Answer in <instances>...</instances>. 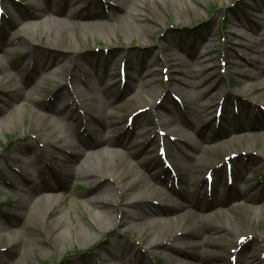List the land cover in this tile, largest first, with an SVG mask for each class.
Masks as SVG:
<instances>
[{
  "label": "rangeland",
  "instance_id": "1",
  "mask_svg": "<svg viewBox=\"0 0 264 264\" xmlns=\"http://www.w3.org/2000/svg\"><path fill=\"white\" fill-rule=\"evenodd\" d=\"M10 5L9 8H5L4 11L0 9V48H3L7 44L9 32H13L19 27H22L27 22H34L35 15L39 9L37 4L30 0H3V2ZM41 1V0H37ZM59 7L65 12L66 2L65 0H58ZM83 2L82 8L79 9L80 14L90 13V9L94 12L108 13L109 0H81ZM146 3L142 6L146 12H150V7H157L156 0H145ZM132 2V1H131ZM130 2V4H131ZM254 0H197L193 2L192 7H198L200 16L190 13L189 19L177 20L176 15L173 11L167 18H162V22L146 36L145 39H140L137 35H131L129 30L128 19L124 16V13L119 11L118 17H111L106 26L98 24L99 18H89L88 23L81 22L77 26L79 32L73 30L71 20L68 19L67 14L69 10L65 12L60 19L68 22L66 29L61 30L58 24L49 27L41 35L35 33L34 46L40 47L41 57L44 59L46 64L52 61L61 59L64 64L68 66L64 71L59 72L56 76L57 80H64L67 78V73L70 71L74 64L80 61L83 67L79 66L77 70V79L69 80V86L71 87L72 97H77V91L83 89L86 92L87 97H91L94 94L90 91L91 88L85 87L89 85L91 81L96 88L106 87L107 83L111 85L110 90L97 92L96 95L99 97L106 98V101L112 99L117 101L121 107L114 108V114L110 121H113L112 128L115 129L113 137L122 139L124 136H131V140L135 139V134H128V130L134 132L139 131L140 128L146 127L150 130H155L156 124H160L161 132L163 137L156 143H152L148 137H138L136 148L143 152L146 148H151L153 151L143 153L139 157L130 158L128 153L130 149H124L123 147L116 146L119 154L124 159L129 160L131 165L134 167L135 177L140 176L144 182L150 183L154 189H162L165 193L174 201H180L177 195H174L171 185L165 186L160 180L154 181L152 178H161L166 172V168L171 162V158L162 152V142L171 141L177 142L178 137L169 134L170 130H177L180 127L179 124L172 123L169 126H164L163 118L166 116L165 108L168 105L177 106L176 108L182 114H192V107L188 105L187 99L184 101V97L178 91H172L175 84H180L178 79L185 78V72L189 70H196L199 66H183L180 61H173L174 57H180L186 60L190 59V56H199L208 41H212L209 52V61L204 64L205 71L198 75V78H204L205 84L203 88L211 86L210 90L218 91V89H224L226 92L229 90H237L248 84L251 79H248V75L251 71H256V66L252 65V62L244 58V54L240 56L237 54L238 51L250 52L252 55H256L254 48H262L264 50V35H259L257 32V25L254 19L247 21L246 12L250 10ZM89 4L88 6H86ZM18 11H21L20 22L15 21V17L18 15ZM17 12V13H16ZM18 15V16H20ZM39 21V20H38ZM52 21V20H51ZM86 21V22H87ZM91 22H95L93 24ZM85 25H84V24ZM98 24V25H97ZM211 25V27H210ZM219 25V26H217ZM107 27V28H106ZM209 27L210 34L203 44L200 45L199 36L205 34L206 29ZM219 28V29H218ZM239 29V30H238ZM264 29V28H263ZM61 30V32H60ZM262 31V30H261ZM244 34L247 39L240 37V34ZM249 38L259 37L258 43L250 41L254 47H246L240 44V41L247 42ZM165 43L169 45V50H162V45ZM200 45V46H199ZM252 48V49H249ZM74 48L79 50L74 52ZM248 48V49H247ZM190 55V56H189ZM246 55V54H245ZM28 51L19 48L13 54L6 57L4 53H0V78L4 74H8L12 77L11 84L0 83V264H4L1 260L5 259L6 264H73L77 260H84L87 256L91 257V264H98L102 262V248L108 242L110 235L108 233H102L98 236L96 244L90 243L88 236L78 237L76 226L78 223L88 227L90 226L88 221L89 218L96 214L97 210L91 211L93 204L87 202V199L93 197L99 188V184L102 181H96L94 183H88L87 180L76 179L72 176V169L79 167L84 163L83 159L80 158L76 152L69 150L67 158H62L59 154L50 155L48 161L42 165L27 164V149L35 144L39 147L40 143L37 142L39 130L50 131L51 128L55 129V140L59 146L68 147L67 145H77V141L71 137L69 143L64 141V136L68 134L66 130H59L56 118L49 112L40 110L43 104H48L53 92V84L47 83L37 89L33 97L40 99L37 106L32 107L30 110V102L27 100L24 104V100L17 96V88L22 86V79L28 80L34 75V72L39 68L25 64L28 59ZM228 56H232V61L229 62ZM145 60L155 62L151 69H155L153 72L154 86L152 91L146 95L143 100L133 98L126 102L130 98L126 95L130 91L131 77L130 68L137 66L141 63L144 65ZM6 66L5 70L2 67ZM11 65V66H10ZM172 66L170 68L169 66ZM14 70H11V68ZM95 72L99 73L102 77L93 76ZM110 75L105 77V75ZM22 78V79H21ZM115 81L116 84H112ZM264 82V75L260 76V80ZM211 84V85H210ZM10 85V86H9ZM171 88L168 90L167 88ZM239 86V87H238ZM99 88V89H100ZM264 89V88H263ZM77 90V91H76ZM89 90V91H88ZM104 92L108 93V95ZM228 94V93H227ZM257 93L251 91L250 94L245 93L238 96H234L229 92L228 96L232 97L229 99L230 111L226 112L224 107L221 105V109L215 111V107L209 108L210 114H206V118H211L206 122H197L196 125L184 128L185 133L189 135V140H192L196 144L203 143L204 145H214L220 140L225 139L229 136V132L235 131L237 134H241V127L247 122L251 128L259 126L264 121V104H254L251 97ZM103 95V96H102ZM190 100L192 97L190 94L186 95ZM43 101V102H42ZM153 101H155L153 103ZM126 102V103H125ZM124 103V104H123ZM123 104V105H121ZM24 105V106H23ZM24 108H23V107ZM39 106V107H38ZM143 107V108H140ZM24 109L25 115L21 118L20 123L18 122L17 127L14 129H6V121L9 116L17 117V110L21 111ZM250 111L254 109L251 117H245L244 109ZM34 115V118L44 117L38 119L37 124L33 123L31 126L29 117ZM208 115V116H207ZM149 119V120H148ZM148 120V121H147ZM102 121H96L95 124L99 128L102 126ZM135 124V125H134ZM171 126V127H170ZM165 127V128H164ZM198 128V131H197ZM158 132V129H157ZM251 132H258L253 130ZM186 135V136H187ZM93 140H97L93 137ZM244 143V142H243ZM190 144L193 145L191 142ZM264 144V138L254 145V151L251 155L235 153V157L239 158L242 156L244 165L247 167L252 166L254 170V177L248 184L243 181H233L226 185L227 189L223 193L224 201L223 205H214V196L223 192L221 185L216 186L217 191L212 195V189H208L202 196H197L198 199L204 198L206 202V211L203 212L205 215H210L213 222L211 224H222V221L218 219L217 215L212 214L216 211L224 212L225 217L231 216L239 217L245 220L244 227L246 229L245 236L239 239L237 238L241 233H232L231 236H225V241L218 243L217 241L207 242L208 249L215 250L222 248L221 250L233 252L231 254V264H236L238 256L251 251V249L260 248L264 240V208H256L252 211L247 209L237 208L233 212L229 211V207L232 205H238L243 202V198L238 195V190L243 194L247 193L254 200V204H259L264 201V153L260 151ZM106 147L94 146L93 150H101ZM239 148L238 144L234 145V148ZM232 149H225L221 151H211V160H205L203 165L202 173L209 170H213L214 167L224 166L228 168V161L226 155H228ZM153 152V153H152ZM155 152V153H154ZM58 153V152H56ZM194 154H198L194 152ZM142 157L143 159H140ZM235 158V159H236ZM169 159V160H168ZM141 160V161H140ZM160 161V162H159ZM162 161V162H161ZM165 161H167L165 163ZM210 161L209 163H207ZM156 163L155 166L153 164ZM104 161L95 159L87 162V169L93 171L98 169L103 172ZM37 165V166H36ZM86 165V164H85ZM167 165V166H166ZM212 165V167H211ZM242 168H240L239 171ZM84 172L86 169H83ZM82 170V171H83ZM251 171L248 172V174ZM234 173V171H233ZM54 174V177L52 175ZM132 176L129 175V178ZM43 179V183L40 180ZM105 184V182H103ZM102 184V185H103ZM115 184V183H113ZM42 187L44 188V194L50 195L51 198L42 202L40 207L32 213L30 218L26 217L25 214H19L23 205L28 202L23 194H30L31 187ZM173 188L178 189V185L172 184ZM47 188V189H45ZM142 186L135 189V196L142 190ZM179 190V189H178ZM197 191V188H196ZM197 191V195H198ZM201 193V192H200ZM199 193V195H200ZM114 194V195H113ZM116 202H112L114 206H117L126 198V196H119L113 192ZM23 197V198H22ZM156 200V199H155ZM119 201V202H118ZM161 201V200H160ZM159 203V200H156ZM258 202V203H257ZM161 203V202H160ZM162 203H164L162 201ZM28 207H24L26 209ZM188 209H183L181 212H172L170 216L172 221L167 222L163 225L164 228L170 233L174 228L180 225L181 221L177 220L178 216H182ZM119 218L126 216L124 212H117ZM116 215V213H115ZM30 220L34 225H26L24 222ZM63 219L59 226V229L66 227L67 238H62L57 242H52L51 238L46 237V231L44 228L45 222L50 224L57 223L60 219ZM182 219V218H181ZM180 220V219H179ZM41 227H38V226ZM208 225V226H209ZM23 226L26 230L23 231ZM207 226V228H208ZM174 227V228H173ZM226 227H231L226 224ZM40 229L39 234L41 235L43 248L47 250L40 253L39 249H35L36 241L26 242L23 239L27 236V233ZM231 229H233L231 227ZM126 231L123 233L122 238L127 243H135L139 246L143 244L137 237L135 232L129 230V225L125 228ZM198 226L192 227V230L184 236L183 241L188 242V245L184 248L185 256L183 257L182 263L175 262L174 256L176 253L171 249H164L153 259V264H200L195 258L198 253V247L191 245L198 238ZM115 233H118L117 227L114 228ZM234 231V230H233ZM250 231V232H249ZM19 232V233H18ZM225 234L224 231H221ZM45 235V236H44ZM227 235V234H226ZM259 235V236H258ZM157 237L156 235H154ZM160 238L166 243L167 239L171 238L168 234H161ZM75 239V241L73 240ZM240 242L239 246L233 248L236 242ZM194 244V243H193ZM222 246V247H221ZM263 246V245H262ZM208 264H215V253L211 252L207 257ZM114 263V261H112Z\"/></svg>",
  "mask_w": 264,
  "mask_h": 264
},
{
  "label": "bare ground",
  "instance_id": "2",
  "mask_svg": "<svg viewBox=\"0 0 264 264\" xmlns=\"http://www.w3.org/2000/svg\"><path fill=\"white\" fill-rule=\"evenodd\" d=\"M30 1L37 4L39 9L38 13L34 16L36 21H29L13 32H9L6 36L8 37L7 44L3 48H0V53H4V56L6 55V57H8L19 48H25V50L28 51V59L25 64L34 65L39 69L36 70L34 75L27 81L21 78L23 83L20 88L18 87L16 89L17 96L24 100V104L28 100L30 102V110H32V107L37 106L40 101V99L33 97L36 90L44 85H47V83H52L54 92L48 104H43L42 107H38L40 110L47 113L49 112L56 118L59 130L62 129L68 132V134L64 136V141L69 143L72 137L77 141V145L71 144L67 145L68 147L59 146L55 140L54 135L56 130L54 128H51L49 132L40 129L37 138V142H39L40 145L38 147L37 145L32 144L31 147L27 149V153H29L27 155V164L42 165L48 161L50 155L53 154H59L62 158H67L69 150H72L76 152L80 158H84L83 164L72 169V176L76 179L87 180L89 184L94 183L95 181L97 184V181H102L99 184L100 186L97 193L93 197L87 199V202L93 204L91 211L94 212L97 210L96 214H93L89 218L88 223L91 225L90 229L80 223L76 225L78 227L76 235L81 238L83 235L88 236L92 245L96 244L98 236L102 233H108V235L112 234L110 235L108 242L102 248V253L100 255L102 257V262L98 264H153V259L157 257L160 252L165 251L164 249L173 250V252L176 253L174 261L182 263L183 257L185 256L184 248L188 245V242L183 241V238L189 230H192V227L195 226H198L199 229L198 238L195 242H193L194 244L189 243L190 246L196 245L198 247V253L195 256V259L200 264H208L207 257L211 252H214L216 259L215 264H231V254L235 255L236 253L234 254L229 251L225 252L224 250H221L223 248L222 246L221 249H218V247L215 248V250L208 249L207 242H223L225 241L224 237L229 235L231 236L233 232L238 234L241 233L242 235L237 237L241 239L246 235V233L248 234L246 229L249 228L246 226L249 225L244 227L243 224L245 220L239 217V215L234 218L231 216L225 217L224 212H222V210H218L214 212L212 216L217 215L218 219L222 221V224L220 226L214 223L210 226L209 224L213 222L210 215L203 214V212L207 210V204L203 197L200 200L197 196H202L204 192L208 191V189H212L213 195L217 191L216 186L221 185V187H223V192L214 196V198H216L214 205L221 206L225 203L223 193L227 189L226 185L237 180L246 183H250L253 180L251 177H254V170L251 169V165L250 167L244 165L242 156L245 154L251 155L254 151V145L264 138V121L259 126H254L252 128L247 125V122H245V124L241 127L240 131L243 130L241 134H237L233 130L229 132V136L225 139L210 146L204 145L203 143L196 144L192 140H189V135L185 133L186 129L184 128H188L189 126L191 127L192 125L195 126V123L197 122H206L211 119L210 117L206 118V114L209 115L211 112V110H209L211 107H215V111L224 107L226 112H229L230 104L228 100L232 98L228 96L229 92H231L234 96H238L243 93L248 95L251 91H253L257 93L251 97L253 103L264 104V82L262 83L259 81L260 76L264 75V50L262 48H254L257 53L256 55H252L250 52L245 53L246 51L242 52L241 50L237 52L240 56L244 54L243 57L250 60L252 65H255L257 69L256 71L254 70L249 73L248 79H251V81L248 84H245L244 87L237 90L230 89L229 92H226V90L222 88L218 89V91H213L210 90L211 86L203 88L206 81L203 77L198 78V75L205 71L204 69L206 66H204V64H206V62L210 59L208 54L211 52V40L208 41V45L203 47L204 50L200 52L199 56L194 57L189 55V60L180 57L173 58V61H180L183 66H199L194 71L189 70L188 68L185 72V78L178 79L180 84L176 83L172 88V91L176 90L183 95L185 102L187 99L186 103L192 107V114H182L176 108L177 106L168 105L165 108L166 116L163 117L165 119V121H163L164 126H169L168 123H176L180 125L177 130H170L169 133L177 136L178 140L177 142H162V152H165V155L171 158V162L168 164L166 163L167 161H165L168 166L166 165V172L163 173L164 175L161 178L154 177L152 179L154 181L160 180V182L165 184V186L171 185L174 195H177L178 200H180L174 201L165 193L164 190L154 189L151 187L150 183L147 184L144 182L140 176H133L134 166L131 165L129 160L124 159L116 149H113L116 146L123 147L127 150L130 149L131 151L128 153V157L134 159L143 153L146 154L147 152L153 151V149L147 147L146 150L140 152L136 148V143L138 142V137H148L151 139L152 143H156L157 141L159 142L162 137L163 140H166V137H164L161 132L162 128L160 129V124H156L157 127L155 130H150L146 127H142L136 132H134L133 129L130 131L128 130V134H135L136 137L134 140H131V136L127 135L122 139L113 137L115 129L112 128L113 121H110V119L114 114L115 106H117L116 108L121 106L113 99L111 101H106V98L96 95V93L101 92V90H110L111 85L107 83L106 87H99V89L96 88V86L90 81L89 85L85 87L91 88L90 91L94 95L87 97L86 92L79 88L78 91L76 90L77 97L73 98V94L71 95V87L69 86V81L67 82V79L70 78L69 80L71 81L77 79L78 76L76 72L79 69V66L83 67V65L80 61H78L77 65L75 63L74 67H71L70 71H68L67 78L64 80H57V74L64 71V69L66 67L68 68V66L64 64L61 59H57V61H52L50 63L46 62L45 64L44 59L41 57L40 47L34 46V36L36 35L35 33H39L42 38V34L46 31V29L54 26V24H58L61 30L66 29L68 22L67 20L64 21L60 19V17L64 15L67 10L70 11L67 16L68 19L71 20L70 23L72 24L75 32H79L77 30V26L81 24L80 21L87 24V20H89V18H99L98 24L106 26L109 19L113 16L118 17V12L121 11L128 19L129 30L131 31L130 34L137 35L140 39H145L155 26H158L162 22V18H167V15H170L172 11L179 21L183 19L187 21L191 12H193L194 15L200 16L201 14L198 7H192L193 2H196L197 0H156L157 7L154 8L149 6L151 9L150 12H146L142 9V6L149 3L145 0H109L108 13L101 14L100 12H94L90 9V13L86 15L80 14L81 12H79V9L83 6V2L81 0H65V12H63V10L59 7L60 2L58 0ZM88 5L89 4L86 6ZM9 7L10 5L6 3V1L3 2V0H0V9L2 8L6 11L7 9L5 10V8ZM20 13L21 11H18V15H20ZM18 15L15 17V21L17 23L20 22V19L22 18L21 15ZM245 15L247 21L249 18H255L253 21H256V30L257 32H261L258 34L264 35V0H254L250 10L247 11ZM91 23L96 24L95 22ZM210 32L211 31L208 27L205 34H201L199 36L198 39H200V45L204 43ZM240 35V37L247 39L244 34L241 33ZM258 38L253 37L251 39L248 37V41L246 43L240 41V44H243L246 47H248V45L254 47L251 43H249V39L250 41H253V43H258ZM159 44L162 45V50H169V45L165 43L162 44L160 41ZM249 49L252 48L249 47ZM78 50V48H74L72 51L76 52ZM231 57L232 56L227 57L230 59L229 62L232 61ZM155 62L145 60L144 65L141 66L140 63L129 69L132 74L130 79L132 85L130 86V91L126 93V95L130 98L126 102L132 100L133 98L143 100L146 98V95L152 91L155 78L151 76H153L155 69L152 70L151 67L155 64ZM169 67L172 68L171 65ZM5 68L6 66L4 65L2 69L5 70ZM10 68L11 70H14L12 67ZM93 76L102 77L97 72H95ZM108 76L110 75H105V77ZM12 81V77L8 74H4V76L0 78V83L3 84H11ZM114 83L116 84L115 81L112 82V84ZM167 89H170L171 91L170 86ZM108 93L104 92V97L105 94L108 95ZM187 94L192 96L190 100L187 98ZM154 102L155 101H153V103ZM23 110L24 109H21V111L17 110V117H8L5 126L6 129H14L17 127L18 122L20 123L21 118L23 119L25 115V111ZM32 111L35 113L34 110ZM243 111H245V117L248 118L251 117L254 109L248 111L245 108ZM44 117L41 116L40 118L37 117L35 119L34 115H30L29 125L31 126L33 123L37 124L38 119H42ZM96 121H102V126L98 128L95 124ZM253 130H257L258 132H251ZM93 137L97 140H93ZM191 142L193 145L190 144ZM235 144H238L239 148L233 150L232 147L234 148ZM94 146H102L106 147V149L103 148L97 151L93 150ZM261 148L262 149H260V151L264 153V144ZM225 149H232V151L226 155L228 168L224 166L221 168L218 166L214 167L211 171L209 170V172L206 171L205 173H202L201 170L206 162L205 160L212 159L210 155L211 151H223ZM194 152H197L198 154L196 155ZM235 153L242 154L240 159L235 157ZM95 159L104 161L105 164L103 172L98 169H94L93 171L87 169V162ZM140 159L143 158L140 157ZM209 162L210 161L207 163ZM155 165L156 163L153 164V166ZM240 168H242V171H239ZM83 169H86L85 172ZM249 171L251 172L248 174ZM129 175L132 177L127 179ZM52 177H54V174ZM103 182H105V184H103ZM40 183H43V179L40 180ZM176 183L179 190L173 188L172 186V184ZM251 185V183L250 185L248 184V187L250 188ZM141 186L143 189L140 190L137 195L131 197V195L135 194L134 190ZM196 188L199 193L201 192L200 195L199 193L197 195ZM42 191H44V188H40L36 185V187H31L30 194H23L28 202L26 203V206L24 204L22 207L28 208H22L19 210L20 215L25 214L26 217L30 218L29 216H32V213L40 207L42 202H46L51 198L50 195H45ZM113 192L115 194H119V196H126V198L117 206L112 204V202H116L114 196H112ZM238 195L243 198V202L238 205L230 206V212H233L235 209H239L240 207L247 209L248 211H252L256 208H264V201L259 204H254V200L247 193L243 194L238 190ZM155 199L159 200V203H157ZM162 201L164 203H162ZM183 209H188V211L181 217H177V220L181 221L180 225L177 228L173 227V231L169 233L163 225L172 221L171 217H169L170 213L181 212ZM119 211L126 213V216L119 218L117 214ZM28 218L24 224H28L30 226L34 225L30 222V220H28ZM61 222H63L62 218L57 221V223L52 225L48 221L43 225L46 231V237L51 238L53 243L61 240L62 238H67L66 227L59 229L58 225H60ZM226 224H229L233 229H231V227H226ZM128 225L129 230L132 229V231L135 232L136 237L143 244L139 246L135 243L125 242L122 235L123 233L128 232L125 230ZM115 227H117L118 233H115ZM22 228L23 231L26 230L25 226ZM39 231L40 229L37 230L36 228V230L31 231L30 233L28 232L27 236L23 239H25L26 242L36 241V245H34L35 249H39L40 253H43L47 249L41 246L43 238H41ZM221 231H224L225 234ZM163 233L168 234L171 237L167 239V243L160 238ZM73 240L75 241V239ZM239 244V241L236 242V245H234L233 248H236ZM262 245L260 248H252L251 251L238 256L236 264H264V240ZM1 261L6 264L4 258H2ZM112 261H114V263ZM91 262V257L87 256L86 259L77 260V262L73 264H91Z\"/></svg>",
  "mask_w": 264,
  "mask_h": 264
}]
</instances>
